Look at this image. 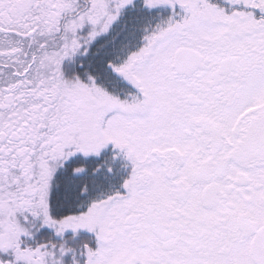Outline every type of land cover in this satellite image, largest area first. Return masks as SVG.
I'll list each match as a JSON object with an SVG mask.
<instances>
[{
    "label": "snow or ice",
    "instance_id": "snow-or-ice-1",
    "mask_svg": "<svg viewBox=\"0 0 264 264\" xmlns=\"http://www.w3.org/2000/svg\"><path fill=\"white\" fill-rule=\"evenodd\" d=\"M0 264H264V0H0Z\"/></svg>",
    "mask_w": 264,
    "mask_h": 264
}]
</instances>
